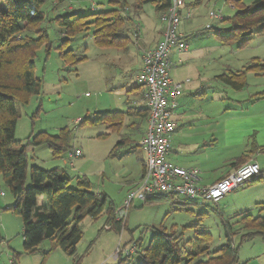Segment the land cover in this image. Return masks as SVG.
I'll use <instances>...</instances> for the list:
<instances>
[{"label":"rangeland","instance_id":"rangeland-1","mask_svg":"<svg viewBox=\"0 0 264 264\" xmlns=\"http://www.w3.org/2000/svg\"><path fill=\"white\" fill-rule=\"evenodd\" d=\"M254 1L244 3L251 5ZM119 2L45 0L46 18L41 26L48 38L35 57V75L42 80V92L28 103H16L15 133L16 140L28 144L31 137L41 132L59 135L63 129L70 130L72 149H81L82 156L71 165L64 158H55L46 144L29 145L26 187L30 186L33 165L58 167L71 177V187H86V180L91 191L107 196L108 204L116 206L115 214L147 159L144 148L136 146L146 132V118L133 113L143 107L141 101L134 102L140 66L137 42L153 41L156 28L165 25L154 4H146L136 13L137 0ZM120 5L122 15L131 19L123 24L124 34L129 37L124 48L97 45L92 23L71 37L56 22L57 16L68 14L92 19L97 13L118 9ZM219 9L225 17L237 12L227 0H186L184 13L188 10L190 17L182 18L180 30L186 31L191 44L200 49L197 66L208 77V91H204V97L188 102L187 109L178 110L183 116L177 119L178 127L171 140L172 155L179 154L203 172L227 166L231 154L256 155L257 149L263 148L257 161L264 170V33L254 29L248 38H223L217 32L228 35L233 17L224 22L211 20L210 11ZM208 23L214 27L207 29ZM32 37L40 35L33 32ZM70 49L82 58L75 64L61 55ZM174 68V76L191 81L195 76L192 64L176 67L175 71ZM145 109L141 110L148 115ZM106 112L124 113L119 129L106 122H93L98 114ZM124 138L133 142L117 147ZM174 198L187 207L175 209ZM180 199L183 198L135 199L121 231L108 224L107 211L97 219L85 215L80 224L82 238L73 255L54 239L42 241L35 251L29 252L24 247L23 219L8 208L16 203V198L0 173V264H11V260L15 264H140L143 258L137 252L128 259H118V247L130 248L135 241L147 246L159 232L180 237V248L186 253L208 247V252L197 253L191 264L208 261L228 241L237 248L236 264H264V238L259 234L249 238L255 230L244 225L246 215L264 218L263 178L228 193L218 203L202 198L188 202ZM38 204H47L46 197L40 196ZM205 233L210 237L207 245L203 241ZM179 264L186 263L183 260Z\"/></svg>","mask_w":264,"mask_h":264},{"label":"trees","instance_id":"trees-1","mask_svg":"<svg viewBox=\"0 0 264 264\" xmlns=\"http://www.w3.org/2000/svg\"><path fill=\"white\" fill-rule=\"evenodd\" d=\"M118 1L121 2V0H112V2ZM227 1L234 5L237 12L232 16L233 18L225 17L222 21L232 18L233 26L228 29L229 34L223 36L217 32L218 35L223 38L242 39L250 37L254 29L258 33H264V0H255L251 5H246L244 0ZM137 2L136 13L143 5L151 3L162 15L171 5V0H137ZM44 5L45 0H0V173L16 198V203L8 208L23 219L26 251L33 252L42 241L54 239L65 252L73 255L82 238L80 224L85 215L97 219L107 211L108 224L119 231L124 228L125 221L117 220L116 206L113 203L108 204L107 196L101 197L91 191L86 180L83 181L86 187H71V177L64 169L58 167L45 169L33 165L30 168V186L26 187L29 145L46 144L55 158H63L73 151L71 133L68 129L61 130L59 135L41 132L31 137L28 144H23L15 138L18 121L16 103H28L32 96L42 92V80L35 75V57L37 49L48 38L45 28L41 26L46 18ZM185 8L186 0L182 10L183 17L186 14ZM122 9L120 5L118 9L97 13L92 19L89 16L77 14L59 15L56 17V22L71 37L87 29L92 23L95 25L94 39L97 45L124 48L129 43V37L124 34L123 24L131 19L129 15H122ZM33 32L38 33L40 37L33 38ZM61 55L70 64H75L82 59L78 58L71 49L63 51ZM240 86L237 84V87ZM138 113L143 118L147 116V113L141 109ZM123 114V112L100 113L93 122H106L110 127L119 129L124 121ZM125 143L126 140L122 139L117 147ZM143 164L142 174L146 170V161ZM260 179L257 178L251 182ZM135 187L136 184L129 190ZM40 196L46 197L47 206L38 204ZM162 197L166 196L158 195L149 201ZM173 201L175 209L187 207L180 205L179 199L174 198ZM244 219V225L255 230L248 235L249 238L254 234L264 238L263 217L246 215ZM205 234L203 241L207 245L210 237L208 233ZM135 242L138 245L136 252L143 258L140 264H179L183 260L186 264H191L197 253L208 252V247L205 246L188 253L183 252L180 248V237L163 232L155 233L147 246H143L139 241ZM216 253L217 255L208 261L197 264L237 263V248L230 241L219 247ZM118 259L123 258L119 256Z\"/></svg>","mask_w":264,"mask_h":264},{"label":"built area","instance_id":"built-area-1","mask_svg":"<svg viewBox=\"0 0 264 264\" xmlns=\"http://www.w3.org/2000/svg\"><path fill=\"white\" fill-rule=\"evenodd\" d=\"M184 5L185 0H171V5L161 15L165 29L160 41L155 47L145 49L142 53L143 66L137 82L143 90L148 108L147 129L140 142L147 154L146 170L136 187L127 193L123 206L116 214L118 215L117 220L125 219L135 199L149 200L155 196L164 195L180 196L186 200L202 198L218 203L228 193L239 187L257 178L264 179V170L258 161L252 159L221 180L211 185H203L200 169L176 165L168 158L171 150L170 136L176 128L173 116L180 105L184 85L190 81V79L177 81L171 76L170 54L172 50L176 48L180 52H186L189 49L187 36L179 29ZM209 14L213 21L222 22L225 19L220 9L211 10ZM185 16L190 17V12H186ZM206 28L211 29L212 24L208 23ZM136 30L141 31L137 28ZM81 155L82 151L75 149L68 153L66 160L74 165V159ZM137 249L136 242L130 248L118 247L116 257H129ZM10 262L15 264L13 260Z\"/></svg>","mask_w":264,"mask_h":264},{"label":"crops","instance_id":"crops-1","mask_svg":"<svg viewBox=\"0 0 264 264\" xmlns=\"http://www.w3.org/2000/svg\"><path fill=\"white\" fill-rule=\"evenodd\" d=\"M145 5H143L140 8L139 11L143 10ZM157 13H158V11H157ZM163 31H164V25L163 26H158L156 28V34L154 35L155 37L153 38V41H149L147 43H145V42L140 43L139 41L137 42L138 43L137 44L138 53H139V61H138L137 64L138 65L140 64V66L138 68V73L136 75V81H137V77H138L139 73L141 72V69H142V66H143V62H142L143 50L155 47L157 45V43L160 41V39L162 37V34H163ZM180 31L187 36V40H188V43H189V49L186 52H180L176 48H174L172 50V52L170 54L171 69L173 67H175L174 68V71H175L177 69L176 67H179V66H182V65L184 66V65H187V64H192L195 67V70L193 72L195 74V76L192 79V81L190 79V82H186L185 85H184L183 93L180 96V105L177 108V110H176V112H175V114L173 116V120L176 122V128L178 127L177 119L178 118L180 119L183 116V115L178 114V110H180V108L181 109H183V108L187 109L188 102H191L194 99L197 100V98L200 97V96L204 97V93H207V92H204V91H208V83H207L208 77L205 75L204 71L200 67L197 66V62L199 61L198 51L200 49L194 47V44L193 45L191 44L192 42L190 41L189 34H187L186 31H184V30H180ZM194 56H196V57H194ZM171 76H172V78L174 80L185 81V79H183V78H181L179 76H174V75H172V73H171ZM136 88H137V90H136L135 94L132 93V94L136 95V97H137L134 102H140L141 101L143 107H141L139 109L146 108L148 110V108L146 106V103H145V100H144L143 90L138 85V82H137V87ZM139 109H135V111L133 113L138 115L139 114L138 113ZM146 122L148 123V115L146 117ZM176 128H175V130H176ZM145 133H144V136H145ZM174 133L175 132H173L171 134V136H170L171 140L173 138ZM256 133L258 135H260V131H257ZM144 136H142V138H140L138 140L137 146H141L140 142H141V140L143 139ZM124 140H127L125 144H129V143L133 142L130 138H124ZM262 150H263V148H258L257 151H256L257 152L256 155H248V154H246V155H242V156L239 157L236 154H231L230 157H229L230 162L228 163L227 166H218L217 168L216 167L207 168L203 172H202V170L200 168L197 167L201 171L200 172L201 183L203 185H211V184L221 180L222 178H224L228 174L234 172L242 164H244L245 162L249 161L250 159H254V160L257 161V155L259 153H261ZM172 151H173V146H172V141H171V150H170V153L168 155L169 160L171 161V159H170V157H171L172 158V162L174 164L182 166V167H186V168L196 167L195 165H189L188 162L186 161V159L183 158L182 156H180L179 154L178 155H172ZM82 154H83V152H82ZM66 157H68V154H67V156L63 157L64 160H66ZM143 163H144V161H143ZM143 168H144V166H143ZM143 168H142V171L140 173L139 178L134 180V182L130 183L128 189H130L131 186H133V184L135 182H136L135 184H137L139 182V180H140V178L142 176ZM1 193H3V192H1ZM42 205L43 206H47V204H42Z\"/></svg>","mask_w":264,"mask_h":264}]
</instances>
